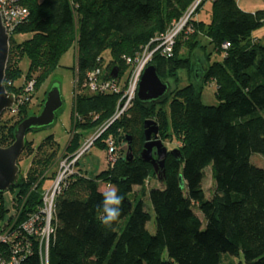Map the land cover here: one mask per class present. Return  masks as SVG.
<instances>
[{"label":"trees","instance_id":"trees-1","mask_svg":"<svg viewBox=\"0 0 264 264\" xmlns=\"http://www.w3.org/2000/svg\"><path fill=\"white\" fill-rule=\"evenodd\" d=\"M193 1L22 0L28 16L9 37L4 87L17 96L33 80L37 90L63 54L74 47L75 133L63 154L73 153L81 147L84 131H97L111 119L117 102L112 94L82 95L85 74L103 69V54L108 52L104 79H109L113 68L122 79L127 70L122 57L133 56L164 34ZM195 18L176 38L171 56L155 52L149 63L168 84L167 93L149 103L135 98L127 113L94 141L105 148L101 139H118L122 146L116 163L107 165L95 179L78 172L57 198L48 264H223L227 258L234 264L235 257L242 258L238 264H264V169L250 162L253 154L264 157V45L251 39L264 24V10L247 13L239 9L237 0H216L209 22ZM15 36L24 40L17 42ZM196 51L202 52L204 66L194 58ZM213 54L222 55L221 60L211 61ZM23 59L28 61L26 73L20 68ZM179 72L186 77L183 86ZM207 83L214 85L216 106L201 100ZM33 95L17 112H4L8 118L0 119L1 147L13 143V132L21 121L36 115L29 110ZM146 121L154 122L158 139L167 149L163 168L157 173L140 158ZM128 149L131 161L122 154ZM58 154L52 135L38 146L25 137L17 165L21 155L30 156L31 163L26 173L19 171L16 186L9 189L14 197L26 194L44 173L45 179L52 178ZM207 167L214 183L210 199L202 187ZM150 177L161 185L147 193L154 234L146 229L150 215L142 201ZM101 181L123 196L121 215L111 228L100 220ZM37 192L29 196L27 211L34 208ZM29 264H39L36 255Z\"/></svg>","mask_w":264,"mask_h":264},{"label":"built area","instance_id":"built-area-1","mask_svg":"<svg viewBox=\"0 0 264 264\" xmlns=\"http://www.w3.org/2000/svg\"><path fill=\"white\" fill-rule=\"evenodd\" d=\"M215 1L194 0L164 34L152 39L133 56H123L122 60L127 70L122 79L118 76L104 79L103 69L100 68H95L85 74L80 84V91L117 96L114 114L94 137L84 142L74 154L58 162V168L55 169L50 187L45 190H41L36 185L32 187V191L38 189V197L31 211L24 209L25 206L28 209V192L13 197L11 208L5 204L3 196H0V264H29L33 255L37 256L39 264H48L50 243L56 232L55 203L57 198L68 189L71 177L78 173H76L75 166L79 159L92 147L94 140L129 110L136 98L142 73L151 62L154 53L160 52L164 56H171L176 38L183 31L188 30L189 22L200 6ZM21 2L22 0H0V20L8 38L28 16V11ZM228 46V44H223L224 49ZM33 91L34 81L29 80L23 86L22 92L14 96L11 108L5 112L10 114L17 112L18 108L29 100ZM103 143L106 149L107 165L112 167L118 159L122 145L113 136H107Z\"/></svg>","mask_w":264,"mask_h":264},{"label":"rangeland","instance_id":"rangeland-1","mask_svg":"<svg viewBox=\"0 0 264 264\" xmlns=\"http://www.w3.org/2000/svg\"><path fill=\"white\" fill-rule=\"evenodd\" d=\"M211 4L212 3L210 2L203 4L196 12V15L194 16L196 17L195 19L209 22L211 17ZM237 5L240 10L247 13H254L259 10H264V0H237ZM188 32H191V30H189ZM14 39L17 42H21L22 40H24V37L15 36ZM251 39L255 40L260 45H264V24L261 28L253 32ZM194 58H196L201 63L202 66L205 65V59L201 51H196ZM221 58L222 55L213 54L211 56V61H220ZM103 59H104V64H103L104 65L103 69H104L105 65L109 60L108 52H105L103 54ZM74 65H75V51H74V47H71L63 54V56L59 61L58 67L53 71V73H51L48 76L46 81L37 90L33 91L32 94L34 95L29 105L30 113H36L37 115L41 109L39 108L38 105L40 101L44 98V93L50 90L53 86L59 87L63 105L61 109L56 113V119L54 124L46 129L38 130L35 132H29L26 135V140L32 141L34 146H38L42 142V140L45 139L46 137L50 135L53 136L54 141L58 145V151H59L58 154L59 157L55 162L54 170L58 168V162L60 160H62L64 157L68 155L74 154V152L69 154H63L66 146L69 144V141L71 140L73 134L75 133V131L72 129L73 126L72 106H73V96H74V72L72 68ZM20 68L23 71V73H26L28 68L27 59H23L20 62ZM179 76L181 78V83L179 85L180 86L185 85L186 77L183 74V72H179ZM22 80L23 77L19 79L16 82V84L21 83ZM170 87L171 88L174 87V83H170ZM80 93L82 95H89V93L84 90L80 91ZM201 100L203 104L207 106L217 105L218 102L214 96L213 84L207 83L204 85L202 90ZM7 118H8L7 115L4 113L0 119L4 121ZM76 132H79V130H77ZM97 132L98 130L84 131L82 133L83 140L81 142V146L84 144V142L94 137L97 134ZM104 139L105 138L101 139L100 143H103ZM94 141L92 143V147H90V149L86 152V154L79 159L78 164L75 166L76 173L78 171L81 172L83 174V177L86 179H95L101 172L107 170L108 161L106 156V149L102 148L98 142L94 144ZM122 154H126V151L123 150ZM250 162L252 165L264 169V157H262L261 155L259 154L251 155ZM30 163H31L30 156L25 157L24 155H21L20 160L18 162L20 173L22 174L26 173L30 166ZM45 177H47L46 173L38 177V179L29 189L30 191L29 190L27 191L28 196H31L32 195L31 193L35 192V190L32 191L33 190L32 187H34V185H36L37 187L41 185L40 186L41 190L43 189L45 190L48 187H50L52 178L45 179ZM109 186L110 185H107L105 182L102 181L99 182L100 191L106 190ZM202 187L205 193V197L210 199L214 191V183L212 180L210 167H207L204 170V179L202 182ZM152 188H161V185L159 184L158 180L150 177L149 183L145 188L146 195L142 198L144 204L143 209L150 215V221L146 224V229L150 234H154L155 232L154 214L147 195L148 190ZM138 190L139 188L137 187L133 188L134 192H137ZM14 195L15 194L13 190H8L5 193H3V200L5 201V204L10 208L12 207L11 200L13 199ZM194 212L200 218V220L203 221L202 215L197 210H195ZM203 227H204V222L202 223V228ZM231 261H232L231 258L224 259L223 264H229ZM240 261L242 262V258L239 260L237 257L234 258V264H238V262Z\"/></svg>","mask_w":264,"mask_h":264},{"label":"water","instance_id":"water-1","mask_svg":"<svg viewBox=\"0 0 264 264\" xmlns=\"http://www.w3.org/2000/svg\"><path fill=\"white\" fill-rule=\"evenodd\" d=\"M8 53L9 38L0 20V118L6 110L11 108L14 102V94L8 93L3 84ZM117 74V69L113 68L110 72V77L116 78ZM195 78L197 79L198 75ZM167 91L168 84L158 76L156 67L152 64L147 65L139 82L136 99L142 103L154 102L162 98ZM62 105L59 87L53 86L46 92L39 113L28 116L16 126L13 132V143L7 147L0 146V195L15 187L18 182L19 167L17 160L24 149L27 133L32 130H42L52 126L55 122V114L61 109ZM143 129L145 143L140 153V158L143 162L151 164L154 172L157 173L159 169L163 168L167 149L158 139V129L154 122H144ZM153 150L155 151L153 152ZM170 153L173 154L174 151ZM125 158L128 161L132 160V154L129 149L125 154Z\"/></svg>","mask_w":264,"mask_h":264},{"label":"clouds","instance_id":"clouds-1","mask_svg":"<svg viewBox=\"0 0 264 264\" xmlns=\"http://www.w3.org/2000/svg\"><path fill=\"white\" fill-rule=\"evenodd\" d=\"M101 223L111 228L114 222H118L121 215L123 196L118 194L117 188L109 186L103 191Z\"/></svg>","mask_w":264,"mask_h":264},{"label":"crops","instance_id":"crops-1","mask_svg":"<svg viewBox=\"0 0 264 264\" xmlns=\"http://www.w3.org/2000/svg\"><path fill=\"white\" fill-rule=\"evenodd\" d=\"M94 134H95V133H94ZM94 134H93V135H94ZM93 135H92V136H93ZM77 164H78V163H77ZM77 171H78V170H77ZM78 172H79V171H78Z\"/></svg>","mask_w":264,"mask_h":264}]
</instances>
